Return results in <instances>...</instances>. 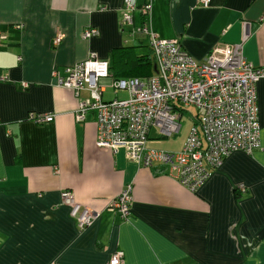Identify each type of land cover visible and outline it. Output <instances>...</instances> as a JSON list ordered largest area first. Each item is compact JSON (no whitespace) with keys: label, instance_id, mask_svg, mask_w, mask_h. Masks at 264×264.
Returning a JSON list of instances; mask_svg holds the SVG:
<instances>
[{"label":"crops","instance_id":"crops-1","mask_svg":"<svg viewBox=\"0 0 264 264\" xmlns=\"http://www.w3.org/2000/svg\"><path fill=\"white\" fill-rule=\"evenodd\" d=\"M147 2L136 0L129 26L124 0H0V264H108L116 252L123 264H264V78L256 83L260 148L232 153L195 193L164 166L97 149L95 114L74 116L89 93L76 97L52 78L95 54L111 78L131 79L133 62L147 56L140 48L151 53L147 36L131 33L144 22L199 62L246 31L244 57L264 68V0H211L207 8L151 0L145 18ZM87 29L98 36L84 40ZM31 114L54 118L36 124ZM158 139L149 136L147 149L172 151L155 149ZM128 186L131 216L122 221L108 205ZM64 191L98 213L82 233Z\"/></svg>","mask_w":264,"mask_h":264},{"label":"built area","instance_id":"built-area-1","mask_svg":"<svg viewBox=\"0 0 264 264\" xmlns=\"http://www.w3.org/2000/svg\"><path fill=\"white\" fill-rule=\"evenodd\" d=\"M150 1L141 8L146 18ZM197 6L209 7L211 0H195ZM123 25L132 26L136 0H124ZM143 34L154 62V74L148 78L114 80L115 94L122 91L126 99L103 100L104 84L110 79L109 66L90 54L82 62L52 72L59 87L70 89L78 97L87 91L89 98L78 102L74 116L84 122L89 112L95 114L97 125L96 147L117 154L123 150L126 158L137 165L151 168L161 165L189 192L195 193L232 153L253 154L260 148V125L256 83L264 78V68H255L244 57L242 41L233 46L213 49L202 61L194 60L177 40H160L142 23ZM98 36L96 29L83 32L84 40ZM4 36L0 34V43ZM62 37L53 40V46ZM23 87H27L23 84ZM194 110L192 126L179 152L147 149L150 133L159 138H173L180 133L183 113ZM53 115L31 114L29 120L36 124L53 121ZM235 192L244 194V185ZM62 204L69 208V215L82 233L98 217V213L82 206L70 191L61 194ZM132 189L128 186L108 205L109 212L122 221L131 216ZM108 264H123L122 252L112 255Z\"/></svg>","mask_w":264,"mask_h":264},{"label":"rangeland","instance_id":"rangeland-1","mask_svg":"<svg viewBox=\"0 0 264 264\" xmlns=\"http://www.w3.org/2000/svg\"><path fill=\"white\" fill-rule=\"evenodd\" d=\"M139 35V34H137ZM141 36V35H139ZM145 44H143L144 46ZM142 51H144V55H147L149 57H151V53L148 49V47L145 48H140ZM148 74V71H139L137 72L135 75L132 76V78H140L143 79L146 77V75ZM116 80L115 78H110L107 79V81H105L104 83V94H103V100L105 102H109V101H113L116 99H126L127 98V94L125 92H118L117 94H115V89L113 88V81ZM194 115V110L191 109L190 113H183L182 114V118L180 120V124H181V130L180 133L173 137V138H162V139H158V140H152V143L154 144V148L155 149H161V147L165 146L163 149H168V150H172V151H168V152H178L177 149L180 147L181 143L183 141H185L187 135H188V131L192 126V118H190V115ZM155 135V131L151 132L150 137L153 138ZM181 150V149H180Z\"/></svg>","mask_w":264,"mask_h":264},{"label":"trees","instance_id":"trees-1","mask_svg":"<svg viewBox=\"0 0 264 264\" xmlns=\"http://www.w3.org/2000/svg\"><path fill=\"white\" fill-rule=\"evenodd\" d=\"M146 70L148 71L146 77H150L154 74V62L149 56L140 57L138 60L133 62V64L131 65V69L127 75L132 77L137 72Z\"/></svg>","mask_w":264,"mask_h":264},{"label":"water","instance_id":"water-1","mask_svg":"<svg viewBox=\"0 0 264 264\" xmlns=\"http://www.w3.org/2000/svg\"><path fill=\"white\" fill-rule=\"evenodd\" d=\"M154 70H155V67H154Z\"/></svg>","mask_w":264,"mask_h":264}]
</instances>
